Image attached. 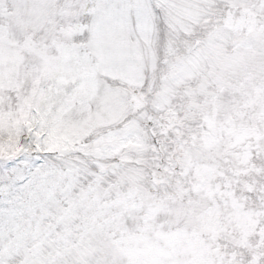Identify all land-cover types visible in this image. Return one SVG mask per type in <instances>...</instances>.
Segmentation results:
<instances>
[{
    "label": "snow or ice",
    "instance_id": "1",
    "mask_svg": "<svg viewBox=\"0 0 264 264\" xmlns=\"http://www.w3.org/2000/svg\"><path fill=\"white\" fill-rule=\"evenodd\" d=\"M0 264H264V0H0Z\"/></svg>",
    "mask_w": 264,
    "mask_h": 264
}]
</instances>
